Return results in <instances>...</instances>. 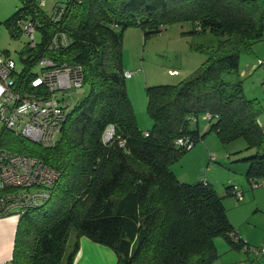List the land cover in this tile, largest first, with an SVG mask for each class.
<instances>
[{"label": "trees", "instance_id": "1", "mask_svg": "<svg viewBox=\"0 0 264 264\" xmlns=\"http://www.w3.org/2000/svg\"><path fill=\"white\" fill-rule=\"evenodd\" d=\"M183 19L213 31L218 43L193 75L148 87L153 126L145 135L126 91L117 28L138 24L148 34ZM29 22L40 39L22 51L16 89L47 95L31 85L46 56L57 65H79L87 92L68 109L53 145L1 131L0 146L59 172L49 197L18 217L10 263L73 264L80 235L113 248L118 264H211L218 236L242 248L244 239L210 182L179 181L169 166L188 149L176 139L195 143L199 120L209 112L207 127L222 141L244 137L247 147L257 148L248 157L249 182L264 177V128L258 121L264 107L245 96L239 77L240 55L264 36V0H55L50 12L40 0H19L5 24L16 36ZM57 32L66 34V45L51 46ZM109 123L122 145L118 139L102 142ZM71 229L76 238L66 252Z\"/></svg>", "mask_w": 264, "mask_h": 264}, {"label": "rangeland", "instance_id": "2", "mask_svg": "<svg viewBox=\"0 0 264 264\" xmlns=\"http://www.w3.org/2000/svg\"><path fill=\"white\" fill-rule=\"evenodd\" d=\"M40 3L46 11L52 10L53 0H44V3L40 0ZM18 5L19 0H0V50L7 52L15 60L16 70L20 71L23 67L21 54L30 46V37L22 30L16 36L11 35L5 24V20ZM117 30L122 37V67L132 71L130 77H125V86L135 120L140 129L150 130L153 120L147 109L148 87L176 84L193 75L205 61L208 52L217 46L218 35L209 29L201 30L190 19L171 20L160 31L148 34H144L138 24L118 27ZM34 39L39 41L38 31L34 32ZM259 42L264 45V36ZM36 69L40 71V66L37 65ZM86 92V85L77 88L74 101L83 97ZM199 121V139L171 162L169 168L179 181L196 182L207 179L221 196L227 213L231 214L233 206L245 203L248 193L251 192L252 186L246 175L250 165L248 157L256 154L258 150L256 147H247L244 137L222 141L215 131L204 125L203 120ZM113 140H116L115 137ZM232 184L243 189V199L239 200L227 192L228 186ZM249 207L246 206L248 209ZM75 238L76 231L71 229L66 252H69ZM219 238L221 236L215 238L217 255L211 264L222 263L227 254L219 249ZM248 251L252 253L250 249Z\"/></svg>", "mask_w": 264, "mask_h": 264}, {"label": "built area", "instance_id": "3", "mask_svg": "<svg viewBox=\"0 0 264 264\" xmlns=\"http://www.w3.org/2000/svg\"><path fill=\"white\" fill-rule=\"evenodd\" d=\"M55 11L59 14L62 8L56 7ZM23 31L30 37V46H35L33 23L25 24ZM67 42L66 34L57 32L52 37L51 46H62ZM38 65L40 71L32 77L31 85L42 86L47 95L16 89V78L20 71L16 70L15 60L0 50V134L3 128H9L16 134L47 146L54 144L68 109L75 103L74 94L77 88L82 87L83 74L79 65H57L46 56L40 57ZM123 75L130 77L132 71L124 70ZM201 118L209 122L213 115L205 112ZM144 134L148 135V132ZM114 137L121 145L124 143L116 134L114 124L109 123L102 132V142L107 144ZM176 144L191 148L194 142L183 136L176 139ZM58 176L59 172L55 168L37 157L12 152L0 146V191L7 189L0 193V218H18L28 208L40 205L49 197L48 187ZM250 184L252 187L264 185V177L253 179ZM230 190L237 199L244 198L243 189L238 185L232 184ZM243 247L264 254V244L253 246L244 240Z\"/></svg>", "mask_w": 264, "mask_h": 264}, {"label": "crops", "instance_id": "4", "mask_svg": "<svg viewBox=\"0 0 264 264\" xmlns=\"http://www.w3.org/2000/svg\"><path fill=\"white\" fill-rule=\"evenodd\" d=\"M54 3L55 0H53L52 6ZM259 41L253 43L251 51L243 52L240 55L239 77L242 78L245 96L256 97L264 104V87H262V81H264V47L262 46L264 45ZM258 121L264 128V111L259 115ZM203 123L204 125L208 124L205 121ZM250 189L247 201L234 205L232 213H227V217L233 229L248 244L259 246L264 244V185ZM248 205L249 209L246 208ZM17 220L18 218L15 216L0 218V264H10L11 262ZM217 243L219 249L227 252L223 262L219 264H264V254L251 253L240 246H231L223 237L219 238ZM73 264H118V261L113 248L85 235H80Z\"/></svg>", "mask_w": 264, "mask_h": 264}]
</instances>
